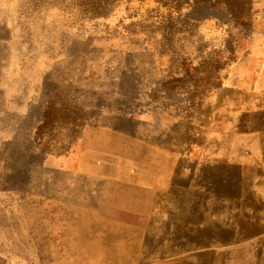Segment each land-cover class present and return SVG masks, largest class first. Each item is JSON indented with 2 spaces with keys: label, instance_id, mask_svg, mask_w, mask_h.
Masks as SVG:
<instances>
[{
  "label": "rangeland",
  "instance_id": "rangeland-1",
  "mask_svg": "<svg viewBox=\"0 0 264 264\" xmlns=\"http://www.w3.org/2000/svg\"><path fill=\"white\" fill-rule=\"evenodd\" d=\"M263 30L264 0H0V45L18 54L0 65V264H220L218 254L235 253L242 243H220L213 230L191 241L195 229L169 235L174 245L162 256L103 258V230L133 238L151 234L153 222L119 209L132 191H121L113 207L91 197L108 196L118 169L155 179L166 143L178 148L171 165L187 177L196 178L202 161L214 163L222 152L211 142L225 129L209 122L235 109L242 87L234 77L247 75L243 64ZM219 99L226 106L215 114ZM202 111L209 126L182 145L180 125ZM132 144L140 148L131 152ZM242 158L260 161L259 153ZM62 179L87 191L66 200ZM95 217L108 222L91 226Z\"/></svg>",
  "mask_w": 264,
  "mask_h": 264
},
{
  "label": "bare ground",
  "instance_id": "bare-ground-1",
  "mask_svg": "<svg viewBox=\"0 0 264 264\" xmlns=\"http://www.w3.org/2000/svg\"><path fill=\"white\" fill-rule=\"evenodd\" d=\"M254 42V51H257V54H252L253 58L246 60L243 64L248 70L247 75L243 78L234 77V83L242 87L241 91L235 93L234 98L238 102L235 109L227 107L219 113V110L226 104L220 99L214 104L213 112L225 115L223 120L218 114L209 122L214 128L224 125L225 129L223 135L216 136L211 142L222 152L214 163L202 161L199 163V168L194 170L196 178L192 173L187 177L184 172H180L174 165H171L172 157L178 152V148H170L166 143L164 146L168 149L161 148L162 153L159 154V160L161 163L164 162L165 166L158 170L155 179L151 177L149 180L142 181L141 176L144 175L140 171L118 169L117 173L120 178L115 185L107 187L108 196L104 199L91 197L93 202L101 200L100 202L107 203L109 201V207H113L120 199L121 191L126 193L132 191L125 199L134 197L125 201L128 205L121 206L119 209L124 208L122 211L127 214H145L149 217L148 223L153 222L151 234L144 235V233L133 238L121 236V234L114 238L110 236V231L103 230L99 235L97 245V250L103 258L111 259V256L117 253H119L117 260L136 261L138 258H148L154 254L162 256L163 252L171 250L174 245L169 235L173 233L180 236L186 230L194 231L195 229H200V231L196 230L198 236L190 237L191 241H205L202 234L212 230L213 237H216L220 243H255L254 250H256L255 245L260 240L264 241V237L257 238L264 230V167L253 165L257 162L256 159L245 161L242 158L249 147L252 153L258 152L260 159L264 161V136L248 137L246 134L249 130L264 131V126L251 129L257 123L263 124L260 118L264 116V105H260L264 103V97L263 94L256 92L259 93V89L264 90V65L262 64L264 53L261 50L264 43V30L258 34ZM0 46L2 59L0 65L7 66L8 54L15 58L18 54L7 42ZM11 72L13 68L10 69L9 74ZM1 75H5V72L2 71ZM5 79L13 83V88L15 79L11 76ZM230 93V90L225 91V94ZM206 120V112L202 111L201 114L195 116L193 123H182L178 129L179 134L175 138L180 139L179 143L184 145L190 133L199 134L201 125L209 126ZM136 148L140 146L132 144L131 152H134ZM106 162H110V166L113 167L134 166L132 161L110 159ZM189 180H193L192 183ZM72 183V180L62 179L60 187L64 189V192L69 187L64 195L65 199L75 202L77 193L79 199L80 195L87 190L79 191L80 184L70 186ZM148 193L150 195L145 196ZM111 211V215H116L119 210ZM96 219L108 222L107 219L95 217L91 221V226H99V223L94 222ZM174 225L179 227L173 230ZM225 228H232V230ZM144 239L148 241L144 243ZM159 244H162V248ZM181 249L187 250L186 243L181 244ZM239 251H235L234 256L230 254L229 258L226 253L222 252L216 256L215 262L220 261V264H226L228 259L231 260V264H260L256 258L246 259L245 253L249 252L252 256L253 250ZM263 252L260 250V258Z\"/></svg>",
  "mask_w": 264,
  "mask_h": 264
},
{
  "label": "crops",
  "instance_id": "crops-1",
  "mask_svg": "<svg viewBox=\"0 0 264 264\" xmlns=\"http://www.w3.org/2000/svg\"><path fill=\"white\" fill-rule=\"evenodd\" d=\"M258 94H263L262 96L264 97V90H263V92L262 93H258ZM261 96V95H260ZM256 136L257 137H260V136H264V131H260V132H258V133H256ZM254 141V140H253ZM256 152V151H255ZM256 153H258V152H256ZM246 154H249V155H254L255 153H252L251 151H250V149H249V147L247 148V152H246ZM250 159H253V158H250ZM249 159V160H250ZM253 165H255L256 167H264V161L263 160H261L260 159V161H258V162H256L255 164H253ZM261 234H262V232H261ZM264 237V236H263ZM262 237V238H263ZM261 238V237H260ZM259 239V238H258ZM254 244L255 243H253V244H250V243H242V244H239V245H237V248H236V250H240L239 252H241V251H249V250H253V255L252 256H250V253L249 252H247V253H245L246 254V259H253L254 260V258H256V259H258V261L260 262V264H263V262H264V252L262 253V256H261V258H260V256H259V252H260V250L261 251H264V241H261L260 240V242H258L255 246V249L256 250H254ZM234 248L236 247V246H233ZM233 248V249H234ZM238 252V253H239ZM232 256H234V253H232ZM241 264V263H240Z\"/></svg>",
  "mask_w": 264,
  "mask_h": 264
}]
</instances>
